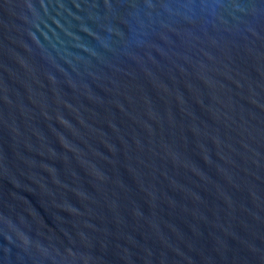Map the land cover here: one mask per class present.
<instances>
[{
    "label": "water",
    "instance_id": "water-1",
    "mask_svg": "<svg viewBox=\"0 0 264 264\" xmlns=\"http://www.w3.org/2000/svg\"><path fill=\"white\" fill-rule=\"evenodd\" d=\"M0 264H264V0H0Z\"/></svg>",
    "mask_w": 264,
    "mask_h": 264
}]
</instances>
